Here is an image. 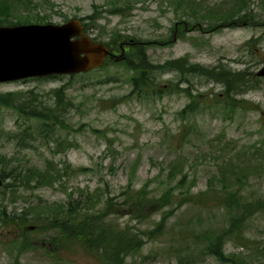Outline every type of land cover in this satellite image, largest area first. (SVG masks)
Segmentation results:
<instances>
[{"label": "rangeland", "instance_id": "374dc122", "mask_svg": "<svg viewBox=\"0 0 264 264\" xmlns=\"http://www.w3.org/2000/svg\"><path fill=\"white\" fill-rule=\"evenodd\" d=\"M32 1L17 4L18 14H11L9 20L28 16L32 23L40 20L61 24L74 17L93 16L89 30L93 37L108 41L115 31L135 36L148 42L146 53L153 64L184 58L190 64L213 66L220 62L233 70L247 68L252 73H258L264 66V0H249L253 17L248 16L247 20L220 22L212 27L207 20H200L193 28L189 25L195 22L189 2L177 5L169 0H133L132 6L120 13L113 10L108 0ZM197 1L203 6L220 7L221 12L234 3V0ZM179 18L188 21L183 36L172 29L176 26L178 30L181 26ZM130 76L124 65L108 60L104 66L84 75L1 82L2 93L34 89L40 99L48 102L54 97L50 95L53 88L67 85V96L74 103L65 116L71 128L61 132L67 148L56 151L52 136L19 138L26 125L35 133L34 119L26 120L14 109L0 105V155L12 159L13 164H34L41 168H46L48 162L59 167L66 161L74 170L55 181L54 186L7 192L5 197L0 192V203H6L9 211H21L40 199V205L63 202L69 193L80 189H100L102 198L116 197L129 181L135 187L148 182L150 189L160 193L165 187L161 181L165 180L172 160H181L184 171L190 177L195 175L196 184L190 191L198 193L206 190L209 177L217 173L218 164L227 158L235 164L255 163L253 160L263 163L259 170L249 172L245 195L246 199L264 200V112L253 109L231 112L209 106L183 118L179 112L189 102L187 94L167 88L171 81L178 80L177 72L157 75L161 86L166 88L160 96L132 95ZM260 78L255 88L249 87L242 95L264 109V76ZM180 87L190 88L194 94L205 97L219 93L222 96L224 90L222 84L193 75L188 82L180 83ZM113 101L117 102L111 105ZM242 149L248 152L240 154ZM81 167L85 169L80 170ZM171 209L172 215L163 233L158 238L147 239L142 248L128 258L129 264H232L204 250V234L228 224L223 207L185 204ZM161 215L162 212H158L146 220L124 215L114 220L145 230L156 227ZM2 228L0 226V264H13L16 252L11 254L3 239H9L16 229ZM246 235L248 245L228 239L225 252L238 257L239 262L242 257L248 264H264V211L249 221ZM37 237V234L31 235L33 240ZM40 251L27 250L21 256V264H52ZM63 257L70 260L65 264H99L79 247L63 250Z\"/></svg>", "mask_w": 264, "mask_h": 264}, {"label": "trees", "instance_id": "16d2710c", "mask_svg": "<svg viewBox=\"0 0 264 264\" xmlns=\"http://www.w3.org/2000/svg\"><path fill=\"white\" fill-rule=\"evenodd\" d=\"M108 1L113 10L120 13L130 8L133 3V0ZM169 1L170 3L176 2L177 5L189 2L188 6L194 14L191 17L195 20L189 23L191 27L196 26L200 20H207L210 22L209 26L212 27L220 22H240L247 20L248 16L253 17L252 11H249V0H234L233 5L222 12L220 7L203 6L197 0ZM32 2V0H0V25L30 22L28 16L18 18V20H9V16L18 14L15 9L17 4H31ZM201 9L205 11L201 12ZM37 16L42 19L41 15L37 14ZM81 18L85 28L89 30L93 26V16ZM179 19L181 26L178 36H183L187 30L185 26L188 21ZM21 20L25 21L21 22ZM37 22L42 21L37 20ZM175 28L176 26L172 28L173 32ZM104 42L109 45L112 52L123 55V59L118 61L115 58L109 60L114 64L124 65L131 73L132 95L137 97L162 95L166 88L161 86L157 75L168 71L177 72L178 80L171 81L167 88L170 91H183L187 94L189 102L179 112L183 118L195 114L202 107L209 106H216L218 109L231 112L249 109L264 112L260 104L242 95L248 91L249 87L255 88V84L261 79L247 68L233 70L227 64L220 62L213 66L190 64L184 58L167 59L162 63L153 64L146 53L148 42H142L132 35H120L117 31L108 41ZM84 74L86 73L80 75ZM190 75L202 76L209 81L222 84L224 86L223 95L220 96L219 94L222 93H219L215 97H205L201 94H194L190 88L180 87V83L189 81ZM53 77L58 76L32 79ZM50 93L54 96L51 102L40 99L38 96L40 94L34 89L0 92V105L14 109L19 117L26 120L34 119L35 133L32 134V127L26 125L25 129L21 130L19 138L28 139L37 136L41 139H48L52 136L56 141V151L61 152L68 145L62 138L61 132L71 128L65 116L70 108L74 107V103L67 96V85L55 87ZM115 102L117 101H113L111 105ZM255 148L259 149L257 146ZM244 152L248 151L244 149L239 151L240 154ZM249 153L254 154L251 150ZM253 161L255 163L237 162L240 166L235 164L231 158L223 159V163L218 164L217 173L209 177L206 190L198 193L190 191L196 184L195 175L190 177L189 173L184 171L181 160H172L169 163L165 180L161 181L165 187L160 193L150 189L148 182L135 187L134 183L129 181L120 195L116 197L104 196L102 198L100 189L95 191L80 189L77 193H69L68 198L63 202L40 205V199L34 206L29 205L21 211L16 209L13 212L9 211L6 203H0V226L3 227L2 229H16L15 233L9 235V239H3V242L8 244L7 248H10L11 254L16 252L13 264H21V256L27 250H41L46 257L51 259L52 264H65L67 260H70L63 257V250L77 249V247L90 253L99 264H129L128 258L139 251L147 239L158 238L163 233L172 215L171 207L197 204L203 207H223L228 222L226 226L204 234V250L214 254L218 260L223 262L248 264L242 257H239V262L238 257L227 254L225 245L228 239L242 246L248 245L246 244L249 240L246 235L248 223L257 213L264 211V200L246 199L245 195L247 187L245 184L249 183L247 180L249 172L259 170L263 164L258 163L257 160ZM0 167V176L4 180L0 192L4 197L7 192L18 193L21 189L34 191L40 187L54 186L55 181H60L63 175L74 170L72 165L66 161L59 167L48 162L46 168H41L34 164L29 166L13 164L12 159L4 155H0ZM7 179L11 181L6 182ZM175 180L173 185L172 181ZM216 180L218 182L215 183ZM177 188H181L180 191H175ZM167 207L169 208L165 210ZM158 212H162L161 218L156 227L151 229L142 230L129 223L122 224L119 220H114L124 215H129L134 220H146ZM32 234H37L38 237L33 240ZM1 235L2 238L5 236L3 232Z\"/></svg>", "mask_w": 264, "mask_h": 264}, {"label": "water", "instance_id": "95a60500", "mask_svg": "<svg viewBox=\"0 0 264 264\" xmlns=\"http://www.w3.org/2000/svg\"><path fill=\"white\" fill-rule=\"evenodd\" d=\"M107 54L108 46L85 33L77 18L62 24L0 26V82L88 71ZM257 74L264 76V67Z\"/></svg>", "mask_w": 264, "mask_h": 264}]
</instances>
